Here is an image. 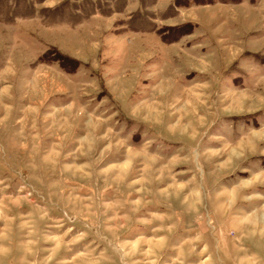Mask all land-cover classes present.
Instances as JSON below:
<instances>
[{
    "label": "rangeland",
    "instance_id": "obj_1",
    "mask_svg": "<svg viewBox=\"0 0 264 264\" xmlns=\"http://www.w3.org/2000/svg\"><path fill=\"white\" fill-rule=\"evenodd\" d=\"M0 264H264V0H0Z\"/></svg>",
    "mask_w": 264,
    "mask_h": 264
}]
</instances>
